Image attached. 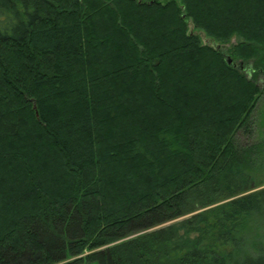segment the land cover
<instances>
[{"label":"trees","instance_id":"1","mask_svg":"<svg viewBox=\"0 0 264 264\" xmlns=\"http://www.w3.org/2000/svg\"><path fill=\"white\" fill-rule=\"evenodd\" d=\"M263 71L264 0H0V264H264Z\"/></svg>","mask_w":264,"mask_h":264},{"label":"rangeland","instance_id":"2","mask_svg":"<svg viewBox=\"0 0 264 264\" xmlns=\"http://www.w3.org/2000/svg\"><path fill=\"white\" fill-rule=\"evenodd\" d=\"M228 8L226 9V14L228 12ZM191 28V26H190ZM191 32L196 33L198 35H200V37L202 38L203 40V44H208L209 46H217V44L213 41V40H210L209 38L206 37V35H204V33L199 30L198 28L196 27H192V29H190ZM230 41H228L227 44H223L221 43V47H220V51L222 53V56H223V59L224 61L226 60L227 58V55L229 54L230 56H232L234 58V61L237 62L238 64H240V61H242L243 59H239L237 58V48L239 47L240 43H242V40L240 37L238 36H233L232 38L229 39ZM245 61V60H244ZM253 64V62H251ZM249 61H245L244 63V67L242 68V71L244 73H246L249 77H252L254 76L255 72H253V69L254 67H252V64H251ZM256 80H257V83H259V85L263 88L264 87V71L262 74H259L258 76H255ZM238 140H240V142H246V141H250L248 140V138L245 136L244 134V131H241L238 133ZM225 201H228V200H223L222 202H219L217 204H214V205H219V204H222L223 202ZM122 240L120 241H113V243H111L109 246H113L119 242H121ZM101 247H94V248H88L86 250H84L82 253H80V255H77V256H72L70 257L69 259H78V258H81L83 259V261L81 262V264H89V259H87V257L89 255H91V253H94L95 251L99 250ZM92 264H95V263H92Z\"/></svg>","mask_w":264,"mask_h":264},{"label":"bare ground","instance_id":"3","mask_svg":"<svg viewBox=\"0 0 264 264\" xmlns=\"http://www.w3.org/2000/svg\"><path fill=\"white\" fill-rule=\"evenodd\" d=\"M190 26H191V28L189 27V30L190 29H192V27L194 28V25H193V23H190ZM190 34L191 35H193V32H191V30H190ZM208 38V37H207ZM215 42V41H214ZM216 44H217V46H214V48L217 50V49H220V47H221V43L220 42H215ZM206 45V44H205ZM231 59H232V62L230 63V62H228V58H226V60H227V62L229 63V64H232L233 66H235V67H240L241 65H243L244 64V62H242V61H240V64H238L237 62H235L234 60H233V58H232V56H231ZM37 113V115H38V112H36Z\"/></svg>","mask_w":264,"mask_h":264},{"label":"water","instance_id":"4","mask_svg":"<svg viewBox=\"0 0 264 264\" xmlns=\"http://www.w3.org/2000/svg\"><path fill=\"white\" fill-rule=\"evenodd\" d=\"M227 58H228V62H230V63H231V62H232L231 56H230V55H228V56H227Z\"/></svg>","mask_w":264,"mask_h":264}]
</instances>
